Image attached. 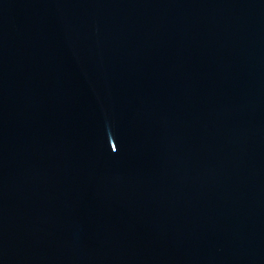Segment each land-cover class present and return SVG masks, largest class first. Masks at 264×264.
<instances>
[{
    "label": "water",
    "instance_id": "obj_1",
    "mask_svg": "<svg viewBox=\"0 0 264 264\" xmlns=\"http://www.w3.org/2000/svg\"><path fill=\"white\" fill-rule=\"evenodd\" d=\"M0 264H264V0H0Z\"/></svg>",
    "mask_w": 264,
    "mask_h": 264
}]
</instances>
